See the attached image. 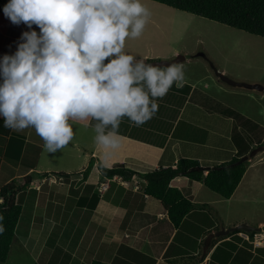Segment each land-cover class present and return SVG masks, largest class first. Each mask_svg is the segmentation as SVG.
Listing matches in <instances>:
<instances>
[{
  "label": "crops",
  "instance_id": "obj_1",
  "mask_svg": "<svg viewBox=\"0 0 264 264\" xmlns=\"http://www.w3.org/2000/svg\"><path fill=\"white\" fill-rule=\"evenodd\" d=\"M3 3L5 6L8 0ZM27 30L26 25H14L0 12V57L14 53ZM147 59L168 60L145 55L144 60ZM192 62L190 58L180 61L183 65ZM213 69L216 78L209 74ZM222 74L227 76L217 64L205 66L200 74L185 71L183 86L173 84L164 96L157 98L158 110L146 123L137 126L127 117L122 118L118 131L124 139L116 152L101 153L94 140L95 121H79L76 123L83 124L84 131L91 130L88 145L82 148L74 138L62 150L50 154L54 157L44 166L40 162L45 153L44 141L35 129L8 132L0 119V182L14 180L24 184L25 177L31 175V189L53 181L55 175H71L62 178L71 182L68 191H56L54 199L50 194L47 207L39 208L37 199L29 225L19 232L18 224L14 238L19 236L17 246L29 252L35 264H264V246L254 249L240 235L233 234L246 218L227 226L225 214L220 215L218 206L238 203L239 187L228 200L214 192L212 198L203 200L204 185L184 177L175 179L171 185L195 204L177 228L161 201L143 193L141 178H109L99 168V164L106 169L123 165L138 173H149L173 167L180 159H194L202 167L212 168L248 151V140L261 121L250 110H242L235 98L254 97L247 93L250 90L228 85L220 78ZM259 155L258 161H264V148ZM56 157L64 160L53 161ZM65 164L67 171L63 170ZM36 172L38 177L34 180ZM45 173L48 177L43 176ZM101 183L109 184L102 193ZM71 198L73 201L69 202ZM258 227L264 236V222ZM248 233L253 238L254 234ZM212 234L215 238L205 251V242Z\"/></svg>",
  "mask_w": 264,
  "mask_h": 264
},
{
  "label": "clouds",
  "instance_id": "obj_2",
  "mask_svg": "<svg viewBox=\"0 0 264 264\" xmlns=\"http://www.w3.org/2000/svg\"><path fill=\"white\" fill-rule=\"evenodd\" d=\"M3 12L29 30L0 57V119L10 130L34 128L46 153L62 150L74 140V124L88 120L97 149L116 152L122 118L146 123L157 98L183 86L182 63L161 67L126 51L150 21L143 0H8Z\"/></svg>",
  "mask_w": 264,
  "mask_h": 264
},
{
  "label": "rangeland",
  "instance_id": "obj_3",
  "mask_svg": "<svg viewBox=\"0 0 264 264\" xmlns=\"http://www.w3.org/2000/svg\"><path fill=\"white\" fill-rule=\"evenodd\" d=\"M143 3L151 10L152 15L143 34L138 38L127 40V52L142 59H144L145 55L159 56L160 59L154 60L168 59L166 61H172L179 56L186 59L190 58L193 62L191 65H184V70L199 74L205 66L210 67L217 64L219 68L225 71L227 74L225 76L230 78V80L262 88L261 91H247L254 97V100H249V98L243 96L235 98L236 102H240L238 104H242L240 106L242 110H250L253 116L257 115L261 124L259 122L257 128L253 131L254 133L251 134V139L249 138L248 140L250 142L248 144V153L252 156H250L249 169L238 188V203H226L218 206L220 215L221 213L225 214L224 222L227 226L228 223H230V226L232 224L235 225L234 222L238 219L243 222L241 220L246 218L247 221L242 224L257 228L259 223L264 222V161H258L261 156L259 155L260 149L264 148V38L232 29L157 2L143 0ZM176 52L177 54H175ZM212 71L213 73H209L210 76L216 78V75H214L216 74L215 69ZM244 89L239 90L242 91L241 93H246ZM228 113L231 112L228 111ZM236 116L240 120L241 117ZM84 130L83 124H74V131L76 132L75 142L79 143L82 148L88 145L91 137V130H88L90 132ZM53 157H50V154L45 152L43 160L40 162L45 166L46 163L50 164L48 161H52ZM63 160L62 157H56L53 161ZM41 164L38 165L39 169L42 167ZM63 167L64 171L69 170L66 164ZM33 176L36 177L34 179L36 180L38 177L37 172ZM59 177L55 175L53 176V181L41 183L39 187L35 188H33L35 186L33 185L31 189L27 188L22 192L21 197L23 198L24 209L19 222V232L21 230L24 231L25 227L29 225L35 212L34 204L37 199L38 202L36 203L39 208L41 206L47 207L49 204L47 200L50 194H52L50 198L52 196L51 199H54L53 193L56 191L65 193L68 191V184L71 185V182ZM17 183L19 186L23 185L21 182ZM1 184H4L3 181L0 182V186ZM75 184L76 182L73 183V186ZM50 187H54L53 191L50 190ZM38 193H40L39 197L36 196ZM201 194L203 200H209L215 195L207 188H204ZM56 199L59 200V197ZM70 201H73V198ZM262 229L264 230V228ZM18 241L19 236L13 241L9 258L3 264H35L34 258L29 255V252L26 253L25 250H21L17 246ZM239 242L241 241L239 240Z\"/></svg>",
  "mask_w": 264,
  "mask_h": 264
},
{
  "label": "trees",
  "instance_id": "obj_4",
  "mask_svg": "<svg viewBox=\"0 0 264 264\" xmlns=\"http://www.w3.org/2000/svg\"><path fill=\"white\" fill-rule=\"evenodd\" d=\"M170 8L192 14L204 19L228 26L232 29L264 38V0H149ZM4 3L0 0V12ZM146 63L153 62L145 60ZM10 129H8V132ZM248 155V151L241 152L231 161L216 165L209 169H201L199 161L194 159H180L177 164L169 168H161L149 173H138L120 165L106 169L99 164L103 175L112 178L121 176L131 180L139 177L143 181L142 190L147 196L153 197L163 204L169 219L175 227H179L185 218L194 210L195 204L185 198L181 191L171 184L177 178H188L199 182L223 199H230L241 184L248 167V162L240 160ZM94 162H91V166ZM90 168V167H89ZM88 172V169L86 170ZM48 177V173L43 175ZM60 177L70 178V174L61 173ZM24 184L19 186L16 181L4 184L0 188V214L3 215L5 231L0 234V264L5 263L10 255L11 247L16 235L17 227L23 213L22 192L27 189L33 178L28 175ZM95 203L98 201L95 196ZM108 199V198H107ZM93 209L95 208L92 207ZM241 231L233 230V234ZM254 234V232H251ZM92 264H104L94 261Z\"/></svg>",
  "mask_w": 264,
  "mask_h": 264
},
{
  "label": "water",
  "instance_id": "obj_5",
  "mask_svg": "<svg viewBox=\"0 0 264 264\" xmlns=\"http://www.w3.org/2000/svg\"><path fill=\"white\" fill-rule=\"evenodd\" d=\"M184 57H181L179 56L177 59H174L172 61H153L151 62L150 64H155V65H159L161 67L163 66H166V65H169V64H172V63H176V62H179L181 61V59L183 60ZM220 78L226 82L228 85L232 86V87H240V88H245L247 90H262L261 87L259 86H256V85H252V84H247V83H242V82H235V81H232L230 80V78L226 77L225 75H220ZM255 154V153H253ZM250 156L252 155H247V156H244L243 158H241L240 162L243 163V162H248L250 161ZM201 169H209V168H204V167H201ZM237 231H245V232H259L261 229L259 228H253V227H250L248 225H240L239 227H236ZM214 235H210V237L207 239V241L205 242V251L207 250V248L210 246V243H211V240L214 239Z\"/></svg>",
  "mask_w": 264,
  "mask_h": 264
},
{
  "label": "built area",
  "instance_id": "obj_6",
  "mask_svg": "<svg viewBox=\"0 0 264 264\" xmlns=\"http://www.w3.org/2000/svg\"><path fill=\"white\" fill-rule=\"evenodd\" d=\"M108 189V184H102L100 187V192H104ZM2 200L0 199V202ZM244 240L248 241L254 249L262 247L264 245V236L261 233H256L253 238H251L247 233L239 234Z\"/></svg>",
  "mask_w": 264,
  "mask_h": 264
}]
</instances>
